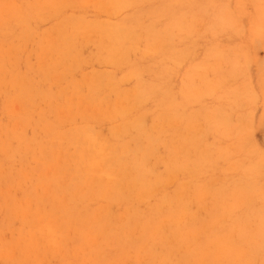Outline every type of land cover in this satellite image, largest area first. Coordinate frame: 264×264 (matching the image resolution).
<instances>
[{
	"label": "rangeland",
	"instance_id": "rangeland-1",
	"mask_svg": "<svg viewBox=\"0 0 264 264\" xmlns=\"http://www.w3.org/2000/svg\"><path fill=\"white\" fill-rule=\"evenodd\" d=\"M0 264H264V0H0Z\"/></svg>",
	"mask_w": 264,
	"mask_h": 264
}]
</instances>
